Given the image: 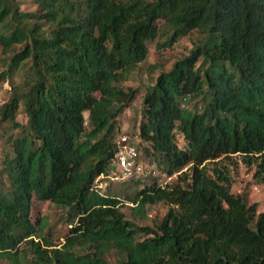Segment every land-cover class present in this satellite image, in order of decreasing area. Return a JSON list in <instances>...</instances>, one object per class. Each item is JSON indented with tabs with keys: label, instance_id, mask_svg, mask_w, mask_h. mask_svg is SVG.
<instances>
[{
	"label": "trees",
	"instance_id": "1",
	"mask_svg": "<svg viewBox=\"0 0 264 264\" xmlns=\"http://www.w3.org/2000/svg\"><path fill=\"white\" fill-rule=\"evenodd\" d=\"M28 2L34 10L0 0V77L12 82L0 109V258L264 264V212L248 194L232 193L226 169L207 167L240 155L264 182V0ZM193 32L198 41L148 85L140 113L146 153L169 175L186 167L191 175L129 199L138 212L170 206L155 228L139 226L118 197L94 190L112 170L118 118L139 95L124 73L147 59L150 43L165 37L170 47ZM33 199L67 211L71 228L60 248L37 234L47 223L33 222Z\"/></svg>",
	"mask_w": 264,
	"mask_h": 264
},
{
	"label": "rangeland",
	"instance_id": "2",
	"mask_svg": "<svg viewBox=\"0 0 264 264\" xmlns=\"http://www.w3.org/2000/svg\"><path fill=\"white\" fill-rule=\"evenodd\" d=\"M23 10H34L28 0H24L22 5ZM199 36L196 32L188 36L182 37L172 46L166 47L164 43L166 38L163 37L159 41H154L149 44V53L147 59L138 64L136 67L126 70L124 76L126 78L124 85L138 89L139 95L130 108L124 111L118 118V130L115 134V141L119 146L122 143L132 144L138 151V163L141 165V170H138L134 175L124 177L121 171L112 165V170L108 175L102 176L94 185V190L99 193L118 197L122 203V210L127 218L136 222L139 226H149L155 228L161 219L167 214L170 206L165 203L156 205H147L142 212L136 211V206L129 199H132L141 189L151 186L153 183H158L161 186L172 185L178 182L181 175H191L190 167L184 168L182 171L169 175L165 168L155 161L154 157L148 155L145 148H149V144L145 143L140 136L141 123V107L142 99L147 92L148 85L155 83L157 77L162 71H169L174 63L188 55L197 42ZM4 57L0 51V60ZM201 64V61L198 65ZM5 67L0 62V76L5 71ZM20 76H15V80ZM12 82L7 76L0 77V109L8 102ZM20 121H25L26 118L20 115ZM126 139V142H123ZM178 145L180 148L185 147V142L181 135L177 136ZM5 155L3 142H0V167ZM209 171L215 167H223L232 177L231 191L234 194H248L250 202L257 203L258 211L264 212V182H260L256 178V165H248L244 163L242 156L232 155L224 158L219 162L207 163ZM31 218L34 223L37 219L46 218V227L37 234L45 235L53 244L60 248L64 243L66 236L71 228L68 222V213L49 202H42L33 199ZM22 248L29 247L27 243L21 244ZM28 249V248H27ZM30 254L29 257H31ZM106 259L110 262H115L119 259L116 251H110L106 255ZM0 264H11L8 260L0 258Z\"/></svg>",
	"mask_w": 264,
	"mask_h": 264
},
{
	"label": "built area",
	"instance_id": "3",
	"mask_svg": "<svg viewBox=\"0 0 264 264\" xmlns=\"http://www.w3.org/2000/svg\"><path fill=\"white\" fill-rule=\"evenodd\" d=\"M123 142H126L124 139ZM138 151L129 143H122L117 148L114 164L124 177L134 175L138 170H141V165L138 163Z\"/></svg>",
	"mask_w": 264,
	"mask_h": 264
}]
</instances>
